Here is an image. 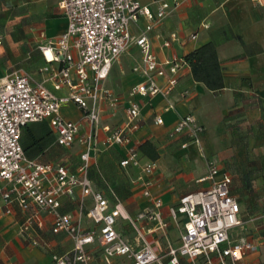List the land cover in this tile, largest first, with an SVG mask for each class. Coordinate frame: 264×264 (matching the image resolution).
Instances as JSON below:
<instances>
[{"label": "crops", "instance_id": "0c3cea01", "mask_svg": "<svg viewBox=\"0 0 264 264\" xmlns=\"http://www.w3.org/2000/svg\"><path fill=\"white\" fill-rule=\"evenodd\" d=\"M139 1L151 10L156 8L154 0ZM57 3L58 0H0V82L12 69L20 67L33 79L44 81L56 94L66 92L65 88L54 89L46 72L42 71L45 60L38 48L46 39L57 38L66 27V18ZM146 23L147 19L140 16L135 23H131V34H137ZM172 33L177 38L165 46L164 41L169 40ZM192 34H195L194 39L190 38ZM150 39L152 50L159 60L173 55L182 56L212 41L216 46L224 87L217 91L207 89L192 78L190 68L185 64L178 71L177 83L168 100L160 95H135L131 98L140 106L138 127L130 133L127 142L108 145L104 142L108 133L105 126L115 128L124 123L125 108L130 99L128 90L142 81L140 74L132 69L140 59V52L135 44H131L112 65L103 82V86L119 99L115 106H110L106 99L99 103L101 118L96 146L90 152L88 175L93 187L108 197L111 204L114 196H123L118 199L129 219L118 218L116 229L121 235L135 247L142 244V236L160 256L155 264H170L166 251L169 246L178 244L184 218L180 214L173 218L169 209L180 196L209 187V180L204 179L207 159L214 148L213 141H220V131L227 129L228 155H238L241 150V154H248L256 164L264 165V2L185 0L152 28ZM28 58L33 60L31 67ZM168 102L173 107L165 109ZM69 106L77 112L74 118L65 114ZM61 113L68 119L86 122L81 110L74 104L63 106ZM187 113L192 114L204 128V155L192 142L182 148L181 135H169L178 117ZM156 114L162 117V124L154 123ZM38 122L48 126L47 133L57 144L55 132L47 119L29 123ZM25 132H29L30 136L27 143L21 141ZM45 140L43 135L33 133L28 123L23 126L20 143L29 158L40 163L66 162L71 169L78 165L80 145L75 143L70 148H63L57 144L60 151L51 157L46 155L48 146L47 143L43 146ZM145 140H149L158 153L153 160L155 169L151 175V192L161 199L159 211L166 222L163 229L158 227L156 220L139 216L153 209L151 198L142 192L140 168L119 164L130 146L136 148L142 162L151 160L138 149V145ZM261 180L262 177H256V182ZM76 196L80 198L79 190H76ZM234 196L241 204L248 200L244 194L234 193ZM78 198L71 200L62 196L61 211L75 215ZM83 204L88 207L90 198L84 197ZM34 211L25 212L15 203L10 213L0 209V264H54L53 253L60 254L72 248L73 242L66 234L51 232L49 213ZM33 212L36 215L33 226L21 231V223ZM251 220L253 216L250 215L236 231L244 234L257 247L246 255V259L251 264H264V240L251 238L246 231V222ZM81 223L83 227L93 225L85 214L81 216ZM32 240H36L37 244H33ZM87 252L89 259L86 264H105L102 247L97 241L87 245ZM116 260L131 264L130 260L119 255L110 257L108 262ZM178 261V264H204L201 258L191 261L184 256L178 257Z\"/></svg>", "mask_w": 264, "mask_h": 264}, {"label": "built area", "instance_id": "2783aa9c", "mask_svg": "<svg viewBox=\"0 0 264 264\" xmlns=\"http://www.w3.org/2000/svg\"><path fill=\"white\" fill-rule=\"evenodd\" d=\"M154 1L155 10L139 0H58L66 27L57 38L46 39L38 48L45 60L42 71L46 72L54 89L65 88L66 92L56 94L44 81L33 79L20 67L12 69L0 82V209L10 213L15 203L25 212L33 209L51 215V232L64 233L73 242L70 250L52 254L54 264H86L87 245L95 241L102 247L106 261L115 255L124 256L131 264H153L159 260L158 253L142 236V244L135 247L121 235L116 229L117 220L119 217L129 219L123 213L121 202L114 196L111 204L108 197L93 187L88 175L90 152L96 146L101 118L99 103L106 99L110 106H115L119 99L103 86L119 56L131 44L138 47L140 59L132 69L140 74L142 81L128 90L130 99L124 123L115 128L105 126L108 133L104 142L108 145L127 142L130 133L138 127L140 106L131 98L160 95L168 100L177 83L179 69L187 64L182 56L176 55L159 60L150 39L152 28L185 0ZM140 16H144L147 23L137 34H131V23ZM176 38L172 33L163 44L168 46ZM190 38L194 39L195 34ZM68 104L81 110L85 123L62 115L61 108ZM172 107L168 102L165 109ZM44 119L55 132L59 146L70 148L75 143L81 146L79 163L74 169L66 162L40 163L25 154L20 143L23 126ZM153 121L163 122L158 114ZM203 131V126L187 113L178 117L169 135H181L182 148L192 142L204 155ZM119 164L140 168L142 192L151 198L153 209L139 216L156 220L158 227L165 228L166 222L159 211L161 199L151 192L154 161L142 162L136 148L130 146ZM204 179L210 182L208 188L180 196L169 209L173 218L177 214L184 218L178 244L167 248L169 263L178 264V257L184 256L191 261L201 258L204 264H251L246 255L257 247L236 231L244 221L240 204L230 192L231 175L208 158ZM62 196L71 200L78 198L75 215L61 211ZM84 197L91 200L88 207L83 204ZM34 212L21 223V231L33 226ZM83 214L93 222L91 227L82 226ZM32 243L37 244V241L32 240Z\"/></svg>", "mask_w": 264, "mask_h": 264}, {"label": "rangeland", "instance_id": "374dc122", "mask_svg": "<svg viewBox=\"0 0 264 264\" xmlns=\"http://www.w3.org/2000/svg\"><path fill=\"white\" fill-rule=\"evenodd\" d=\"M0 40H2L1 37ZM27 61H29L28 65L32 63L30 67L33 66L32 59L28 58ZM76 113L77 112L73 106H69L67 112H65L67 116L72 118L76 116ZM28 127L31 128L33 133L36 135H43L47 139V141L45 140L46 142H43V146L46 143L48 146L46 152L47 156L52 157L54 154L59 153L60 148L57 144L53 143L50 134L47 133L48 126L45 123H28ZM226 131L227 129L224 128V130L222 129L218 134V136H220L219 143H217L216 140L213 141L215 145L209 154V158L213 159L221 169L228 171L232 175L234 180V189H243L244 187L245 191L250 193V196L248 197V200L245 202V204L240 203L243 216L242 219L243 221H246L250 215L253 216V220L246 222V231H248V235L251 238L259 237V239L264 240V179H262L260 182H256L254 179L255 177L261 176L259 173L261 169H259V167L255 166L254 164H250L247 157L234 155V150L232 152L233 154L228 155V135L225 134ZM29 138V132H25L21 141H25V143H27ZM247 172L251 177L252 175L255 177L252 180L244 178V174ZM125 195L126 194H124V196ZM118 198L122 199L123 196H118ZM163 247L164 246H162V248ZM105 264H128V262L125 260H116L110 263L105 261Z\"/></svg>", "mask_w": 264, "mask_h": 264}, {"label": "trees", "instance_id": "16d2710c", "mask_svg": "<svg viewBox=\"0 0 264 264\" xmlns=\"http://www.w3.org/2000/svg\"><path fill=\"white\" fill-rule=\"evenodd\" d=\"M182 58L186 61L187 65L190 68L191 76L195 81L201 82L207 89L211 91H217L224 87V80L222 76V71L220 67V63L218 61L216 46L212 41L205 42L195 49L185 53L182 55ZM138 149L149 157L152 161L158 157V153L154 150L152 143L149 140H145L138 145ZM241 151V150H240ZM238 152L240 157H247L249 159L250 164H254L259 167L261 171L259 172L264 179V165L256 164L248 154H241ZM230 174V173H229ZM231 175V174H230ZM259 175V174H258ZM255 176L248 174H244V178L253 179ZM256 180V177L254 178ZM233 177L231 175V184H230V192L234 195V193L244 194L248 197L250 196L249 192L245 191V188L234 189L233 187ZM246 197V198H248ZM238 200V199H237ZM239 202V200H238ZM240 204V202H239ZM241 212V218H242Z\"/></svg>", "mask_w": 264, "mask_h": 264}, {"label": "bare ground", "instance_id": "6f19581e", "mask_svg": "<svg viewBox=\"0 0 264 264\" xmlns=\"http://www.w3.org/2000/svg\"><path fill=\"white\" fill-rule=\"evenodd\" d=\"M48 54V53H47Z\"/></svg>", "mask_w": 264, "mask_h": 264}]
</instances>
